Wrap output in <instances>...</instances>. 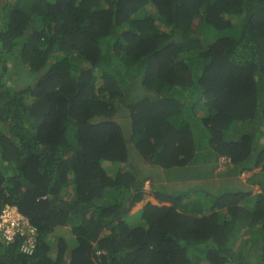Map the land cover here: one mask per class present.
Instances as JSON below:
<instances>
[{
  "label": "trees",
  "instance_id": "16d2710c",
  "mask_svg": "<svg viewBox=\"0 0 264 264\" xmlns=\"http://www.w3.org/2000/svg\"><path fill=\"white\" fill-rule=\"evenodd\" d=\"M257 166L264 0H0V211L36 227L0 264H264Z\"/></svg>",
  "mask_w": 264,
  "mask_h": 264
},
{
  "label": "crops",
  "instance_id": "0c3cea01",
  "mask_svg": "<svg viewBox=\"0 0 264 264\" xmlns=\"http://www.w3.org/2000/svg\"><path fill=\"white\" fill-rule=\"evenodd\" d=\"M206 152L209 153V154H205L204 156H202L203 160L209 159V156L212 157V158H215V153L214 152H210L209 150H207ZM206 162H210V161H206ZM216 163H217L218 166L213 169V175L211 173H209V172L205 173L203 171L199 175H194L193 178H192L193 181H203V183L206 186H209V188H210L209 190L213 191V189L215 188L214 185L215 184H219L217 179H216V178H218V174L220 172H224V171L226 172L227 171L226 168L228 166L227 162L222 157H219L216 160ZM160 170H161L160 173H164L163 177H165V181L162 184H165V183L168 182L169 175L171 174V172L169 170H166V169H163V168H161ZM261 172H262L261 167L257 166V167L253 168L250 171H244V172L236 174L237 177L239 178V180H241L242 186H243V188H245V191H247L249 189L251 190L252 189L251 186H253V189H257L256 192L251 193V196H252V194L261 192V187H260L259 184L263 183L262 181L264 180V179H262L263 178V173H261ZM257 177L259 178V180H261V182L254 181V178H257ZM170 181H172L171 176H170ZM155 184H156V182H155ZM147 187H149L150 191L147 190ZM144 189L146 191L145 196L142 199V201L136 203L135 206H133V208L137 207V210L135 211V213H133V215H135L139 211V209L147 202H151L153 204H159L158 200H156L153 197V195H152V191L150 189V182L149 181H148V183L145 182ZM151 196L153 197V198H151L152 200L150 199ZM204 196H205V193H203V192L199 193V195L197 196L198 198L196 199V201H198V200L200 201L201 198H203ZM193 200L194 199H192L191 201H193ZM201 201H205L206 202L207 201V197L203 198V200H201Z\"/></svg>",
  "mask_w": 264,
  "mask_h": 264
},
{
  "label": "built area",
  "instance_id": "2783aa9c",
  "mask_svg": "<svg viewBox=\"0 0 264 264\" xmlns=\"http://www.w3.org/2000/svg\"><path fill=\"white\" fill-rule=\"evenodd\" d=\"M0 236L6 241L18 237L19 251L31 254L36 246V227L22 215L15 205H5L0 211Z\"/></svg>",
  "mask_w": 264,
  "mask_h": 264
},
{
  "label": "rangeland",
  "instance_id": "374dc122",
  "mask_svg": "<svg viewBox=\"0 0 264 264\" xmlns=\"http://www.w3.org/2000/svg\"><path fill=\"white\" fill-rule=\"evenodd\" d=\"M204 29H199V33H201L202 31H203ZM25 76H28L26 73H23V77H22V81H20V80H14V81H18V82H25L26 81V79H25ZM29 82H27V83H25L26 85L28 84ZM257 121H259V120H257ZM256 126H257V123L255 124ZM134 151V153H133V156H132V158H133V161H132V163L134 164V166H137V167H139V168H143V167H145L144 165H143V162H142V158L140 157V155H138V153H135V152H137L135 149H133ZM199 151V153H198V155H197V160L199 161L200 160V154L204 151V149H202L201 147H200V149L198 150ZM205 154H209V153H207V152H204L203 154H202V156H204ZM149 172V174H151L152 175V177L154 176V177H157V175H159V176H163L164 175V173H159L157 170H155V169H152V168H149V169H147L146 171H145V173H148ZM158 178V177H157ZM218 185L219 184H215L214 186H215V188L213 189V191H219V188H218ZM209 187V186H208ZM252 187V189H251V193H254V192H256L257 191V189H253V186H251ZM255 187V186H254ZM210 189V188H209ZM147 190L148 191H150L149 190V187H147ZM251 195V194H250ZM254 197V194H252V196L250 197V199L251 198H253ZM151 198H153L152 196L150 197V199ZM202 199V198H201ZM152 200V199H151ZM245 201L246 202H249V199L247 198V199H245ZM137 210V207H134V208H132L131 210H130V214H133V213H135V211ZM65 230V229H64Z\"/></svg>",
  "mask_w": 264,
  "mask_h": 264
},
{
  "label": "clouds",
  "instance_id": "9594fccd",
  "mask_svg": "<svg viewBox=\"0 0 264 264\" xmlns=\"http://www.w3.org/2000/svg\"><path fill=\"white\" fill-rule=\"evenodd\" d=\"M145 182L148 183V180H146ZM144 184H145V183H144ZM5 205H7V204H5ZM5 205H4V206H5ZM8 205H10V204H8ZM4 206H3V207H4ZM0 237H1V236H0ZM1 239L3 240L4 243H7L2 237H1ZM18 249H19V248H18Z\"/></svg>",
  "mask_w": 264,
  "mask_h": 264
}]
</instances>
